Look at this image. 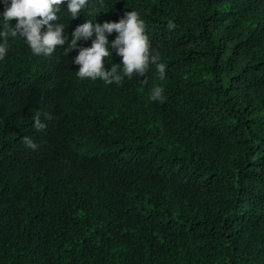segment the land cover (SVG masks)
<instances>
[{"label":"trees","instance_id":"trees-1","mask_svg":"<svg viewBox=\"0 0 264 264\" xmlns=\"http://www.w3.org/2000/svg\"><path fill=\"white\" fill-rule=\"evenodd\" d=\"M128 11L164 80L154 64L119 85L79 79L72 61L95 34L51 56L8 37L0 264H264V0H89L56 23L70 42ZM117 35L105 70L121 64ZM156 85L163 103L149 100Z\"/></svg>","mask_w":264,"mask_h":264},{"label":"clouds","instance_id":"clouds-1","mask_svg":"<svg viewBox=\"0 0 264 264\" xmlns=\"http://www.w3.org/2000/svg\"><path fill=\"white\" fill-rule=\"evenodd\" d=\"M67 3V11L72 19L76 18L83 9L89 6V0H5L7 5L3 13H0V60L7 54L8 37L20 36L25 39L34 55L51 56L56 48L63 47L66 43L69 52L78 47V41L88 40L95 34L91 47L79 48L78 55L72 61L79 65L77 77L81 80H102L105 84L119 85L125 77L131 79L133 75L145 76L150 64L156 66L160 80L165 79L166 65L159 63V56L151 54V45L145 32V22L137 11H128L119 22L93 23L88 20L78 25L71 34L68 42L64 35V26L56 23L61 6ZM95 11V9H93ZM98 14V13H97ZM92 15V11L89 12ZM16 23L13 26L12 21ZM167 27L172 30L176 27L171 20ZM46 31L42 32V29ZM116 32L118 35L111 42V47L116 54L122 57L120 65L113 64L110 70H105V59L111 55L109 51L108 35ZM122 65V69L120 66ZM164 89L161 86H153L149 100L164 102ZM50 119V116H46ZM34 128L42 131L46 125L41 122L39 115L33 118ZM26 147L35 150L38 146L28 136L23 137Z\"/></svg>","mask_w":264,"mask_h":264}]
</instances>
